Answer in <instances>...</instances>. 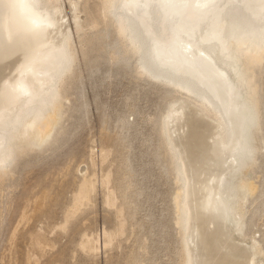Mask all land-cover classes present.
<instances>
[{
    "label": "bare ground",
    "instance_id": "bare-ground-1",
    "mask_svg": "<svg viewBox=\"0 0 264 264\" xmlns=\"http://www.w3.org/2000/svg\"><path fill=\"white\" fill-rule=\"evenodd\" d=\"M76 2L70 4L71 15L81 46L109 42L107 61L165 90L157 150L176 191L171 204L178 264H262L256 241L243 238L251 190L246 182L264 148V0H98L99 19L86 11V22L92 20L87 25L94 28L86 36L79 34ZM60 6L58 0H0V45L7 44L0 89V181L61 136L57 126L63 95L74 78L75 55L67 28L57 34ZM125 27L143 43L144 63ZM230 32L245 36L234 39ZM209 45L216 48L212 57H219L223 73L217 63L197 57ZM157 74L195 82L198 95L217 101L228 126L209 107L202 121L196 92Z\"/></svg>",
    "mask_w": 264,
    "mask_h": 264
},
{
    "label": "rangeland",
    "instance_id": "rangeland-1",
    "mask_svg": "<svg viewBox=\"0 0 264 264\" xmlns=\"http://www.w3.org/2000/svg\"><path fill=\"white\" fill-rule=\"evenodd\" d=\"M72 1L58 0L56 22L75 55L61 136L0 181V264H178L176 191L157 150L165 90L107 61L109 42L81 46ZM77 2L86 36L94 29L86 11L99 19L98 0ZM6 48L0 45V89ZM262 113L264 120V105ZM261 156L246 182L243 240L256 241L264 264V148Z\"/></svg>",
    "mask_w": 264,
    "mask_h": 264
},
{
    "label": "water",
    "instance_id": "water-1",
    "mask_svg": "<svg viewBox=\"0 0 264 264\" xmlns=\"http://www.w3.org/2000/svg\"><path fill=\"white\" fill-rule=\"evenodd\" d=\"M94 8H95V10L97 11V7H96V4H94ZM94 14V9H91V15H93ZM110 14L113 16V18L115 19V15H114V13H112V12H110ZM123 23H125V24H127L126 23V21H123ZM125 24H124V26H125ZM125 29H126V31L127 32H124L127 36L128 35H130L129 34V29L128 28H126L125 27ZM129 31V32H128ZM131 33V32H130ZM229 36H234V39H235V36H238V38L237 39H239V38H241V37H244L245 36V34H243V33H239V32H230L229 34H228ZM131 36V35H130ZM132 37V36H131ZM132 40H135L136 42H137V44H138V47H139V49H140V53H141V56H142V58H143V50H144V47H143V43L140 41V40H138L137 38H134V37H132L131 38ZM136 44V43H135ZM136 44V45H137ZM212 51H215V55L216 54H218V52L216 51V48L214 47V46H212V45H209V46H206V47H203V50H201V51H199V52H197V57H199V58H204V59H206V60H208L209 62H210V60H212L215 64L217 63V66H218V61L217 60H219V63H220V59H219V57H218V59L216 60V58L215 57H212ZM196 52V51H195ZM220 54V53H219ZM209 59H208V58ZM143 63H144V58H143V61H142ZM222 63V62H221ZM145 64L146 65H144V67L147 69V67H148V64L145 62ZM219 68H221V66L219 65L218 66ZM216 68V67H215ZM216 69H218V68H216ZM224 72V70L221 68V73H223ZM165 74V73H164ZM159 75V74H157V75H159V76H161V77H159V78H162V79H165V80H170V81H173V82H177V83H179V84H181L182 86H184V88L186 87V88H188V89H191V90H193L194 92H196V94L198 95L199 94V92H198V90L196 89V88H198L199 89V87L196 85V83L195 82H193V81H191V80H187V81H184V80H182V79H180L179 77H173V78H175V79H172V77L170 78V77H168V76H166V75ZM168 75V74H167ZM224 75V74H223ZM178 78V79H177ZM197 82V81H196ZM185 88V89H186ZM209 93V92H208ZM211 97H212V95H211ZM197 99L203 104V105H205V106H203L202 105V107L204 108V110H202V109H198V108H196V109H198L197 110V112H203L202 113V117H200V119L202 120V121H206L207 120V117H206V111L208 110L207 109V107H209V108H211V109H213L214 110V114H216V117H217V119H219L220 121H221V123H222V125L225 127V126H228L227 125V123H225V120L223 119V118H221L222 116V113H220V109H219V106H218V103H217V101L216 100H214L213 102L208 98V97H206V96H204L203 94H201V95H198V97H197ZM199 102V103H200ZM184 103H189V104H194V105H196L197 104V102H195V101H184ZM183 103V105H184V107L187 105H185ZM198 103V104H199ZM182 105V106H183ZM201 106V105H200ZM188 109H191L190 111L192 112V111H195L196 112V110H193L194 108H192V106L191 107H189ZM208 112V111H207ZM185 113H186V111H185ZM206 114V115H205ZM185 117H186V115H185ZM168 118V117H167ZM169 119V118H168ZM168 119H167V121H168ZM248 150H246L244 153H243V155L242 156H244V155H246V152H247ZM234 178H232V179H230V180H228V181H225L224 183H223V188H224V186L227 184V183H229L231 180H233ZM184 243H186L185 241H184ZM187 244V243H186ZM185 246V245H184Z\"/></svg>",
    "mask_w": 264,
    "mask_h": 264
}]
</instances>
